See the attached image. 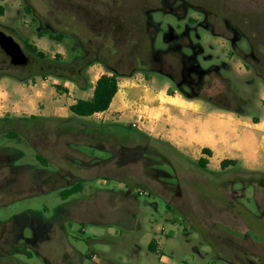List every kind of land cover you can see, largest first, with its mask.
Masks as SVG:
<instances>
[{
    "label": "rangeland",
    "instance_id": "1",
    "mask_svg": "<svg viewBox=\"0 0 264 264\" xmlns=\"http://www.w3.org/2000/svg\"><path fill=\"white\" fill-rule=\"evenodd\" d=\"M40 29L54 35L50 49L62 42V55L39 58L25 47L23 38ZM0 30L29 58L14 67L0 49V77L32 69L78 77L80 64L101 60L132 73L129 84H147L159 69L161 85L164 73L177 79L181 70L190 83L184 66L194 58L201 68L221 66L202 77L200 92L223 105H238L241 70L264 84V0H0ZM158 50L164 52L153 59ZM76 118L0 120V264H46L27 243L57 219L68 242L83 253L99 250L89 241L92 223L115 218L122 220L113 224L117 233L103 234L113 242L135 222L172 228L187 241L173 256L178 264H264V191L253 184H264L263 175L211 171L145 133L129 138L113 126L101 132L108 125L102 118ZM10 130L15 138L7 137ZM78 183L84 189L62 199L60 191Z\"/></svg>",
    "mask_w": 264,
    "mask_h": 264
},
{
    "label": "crops",
    "instance_id": "2",
    "mask_svg": "<svg viewBox=\"0 0 264 264\" xmlns=\"http://www.w3.org/2000/svg\"><path fill=\"white\" fill-rule=\"evenodd\" d=\"M43 31L40 29L29 32L27 36L30 38L25 36L22 41L24 44L35 46L46 55L54 52L62 55V50L57 48L62 42L58 41L56 47L50 49L48 42L55 40L50 38L48 33L40 35L39 32ZM83 36L85 35L77 38L81 40ZM95 36L102 39L101 34L93 35L92 38ZM77 48L82 54L85 53V48L81 45ZM84 66L85 75H81V67ZM210 68L217 74L221 73V66L218 64H212L208 69ZM136 72L147 76L144 70L139 69ZM76 73L78 77L63 72L46 73L32 69L30 72L25 70L23 75H2L0 119L4 116L13 120L31 117L77 119L69 110V106L76 99L90 98L100 75L116 73L117 78L123 76L122 80H125L121 84L117 79L118 89L109 107L105 111L81 118L92 120L100 117L105 125H133L169 146L181 157L191 161L205 158L206 168L211 171H219L222 160H233L234 164L222 169L234 168L250 175L264 176V84L259 78L247 77L240 71L242 80L239 81L244 93L237 97L238 105L231 107L215 105L207 100L203 95H214L208 91L203 95L187 93L183 88L187 86L190 89L187 79L175 82L167 77L161 85L158 83V75H162L160 71H154L151 77H146L147 84H129L127 80L133 76L132 73L119 74L101 60L80 64ZM73 93L78 94L76 98ZM64 102L66 105L62 106ZM203 149H208L210 155L203 153ZM253 184L259 193L264 191V184ZM67 188L69 187L65 189ZM68 198L69 196L62 199ZM256 201L259 206L261 202L257 198ZM119 220L122 221L116 218L93 221L91 231L94 238L89 241L97 242L99 250L89 247L88 251L83 253L75 244L68 242L60 235L58 219L50 224L52 230L48 234L28 240L27 244L44 257L46 264H87V259L92 264H178L173 256L186 248L187 241L178 239L172 228L165 229L157 223H147L142 227L135 222L128 226L138 234L124 231L114 242L103 238L104 233H117L113 224ZM81 231L84 232L85 229L82 228ZM88 244L91 245L89 242ZM118 249H122V253H119ZM27 255H31V252H27ZM118 258L119 262H116Z\"/></svg>",
    "mask_w": 264,
    "mask_h": 264
},
{
    "label": "trees",
    "instance_id": "3",
    "mask_svg": "<svg viewBox=\"0 0 264 264\" xmlns=\"http://www.w3.org/2000/svg\"><path fill=\"white\" fill-rule=\"evenodd\" d=\"M155 31H156V29L154 30L153 33H155ZM42 33H49V31L44 30L43 32H39L40 35H42ZM51 36L54 37V35H51ZM151 37L153 38L154 35H151ZM25 47L30 52L35 53L39 58H46L47 57V55L44 52H42L41 50L37 49L35 46H33L29 43H26ZM162 52H164V50L152 51L153 59L159 58L158 56ZM189 62L191 64L187 70L190 72L189 74L191 75L190 89H191L192 93H194L195 95H200L201 94L200 88L203 84L202 77H204L205 74H207L209 71H211V68L208 70L202 69L195 62L194 58H190ZM184 68H185V66H184ZM182 69H183V66H182ZM159 71L162 72L161 69H159ZM164 74H166L168 77H170L175 82H182L183 81L182 70L180 71V74H179L180 76L177 77V79H174V77H171L170 73H168V74L164 73ZM117 89H118L117 74L116 73L102 74L97 78V80L94 84L92 96L90 98H87V99H82V98L76 99V101L69 106V110L71 111V113L73 115L79 116V117H86V116L93 115L94 113L105 111L109 107L113 96L117 92ZM203 96L215 105H223V104L217 102L216 96H206V95H203ZM33 118L34 117H31V119H33ZM24 119H28V118H18V120H24ZM108 126L119 127V128L122 127L129 134V138L135 137V135H137V134L145 135L142 131L140 132L139 130H136V128H134L133 126L124 127V126H119L117 124H108L107 126H103V129L101 130V132L105 131ZM7 137L15 138L16 132L10 130L7 133ZM203 153L210 155V151L208 149H203ZM42 161L44 162V160H42ZM196 162L202 167H205L206 163H207L205 158H199ZM234 163H235V161H233V160H222L220 162V167L225 168L228 165H232ZM81 190H82V184L78 183V184H75L74 186H71L70 188H67V189H64L63 191H61L60 195L62 196V198H67L71 194L76 193V192L81 191Z\"/></svg>",
    "mask_w": 264,
    "mask_h": 264
},
{
    "label": "water",
    "instance_id": "4",
    "mask_svg": "<svg viewBox=\"0 0 264 264\" xmlns=\"http://www.w3.org/2000/svg\"><path fill=\"white\" fill-rule=\"evenodd\" d=\"M0 49L9 57L14 67L25 66L29 58L12 36L0 30Z\"/></svg>",
    "mask_w": 264,
    "mask_h": 264
},
{
    "label": "bare ground",
    "instance_id": "5",
    "mask_svg": "<svg viewBox=\"0 0 264 264\" xmlns=\"http://www.w3.org/2000/svg\"><path fill=\"white\" fill-rule=\"evenodd\" d=\"M95 76V75H94ZM174 100V99H173Z\"/></svg>",
    "mask_w": 264,
    "mask_h": 264
}]
</instances>
